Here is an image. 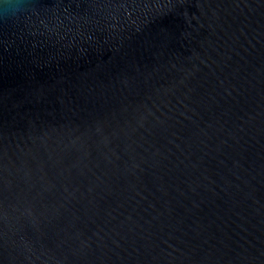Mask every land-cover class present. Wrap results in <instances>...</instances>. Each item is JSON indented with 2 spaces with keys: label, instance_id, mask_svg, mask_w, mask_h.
Here are the masks:
<instances>
[{
  "label": "water",
  "instance_id": "water-1",
  "mask_svg": "<svg viewBox=\"0 0 264 264\" xmlns=\"http://www.w3.org/2000/svg\"><path fill=\"white\" fill-rule=\"evenodd\" d=\"M26 2L0 264H264V0Z\"/></svg>",
  "mask_w": 264,
  "mask_h": 264
},
{
  "label": "clouds",
  "instance_id": "clouds-1",
  "mask_svg": "<svg viewBox=\"0 0 264 264\" xmlns=\"http://www.w3.org/2000/svg\"><path fill=\"white\" fill-rule=\"evenodd\" d=\"M27 7L26 0H0V19H13Z\"/></svg>",
  "mask_w": 264,
  "mask_h": 264
}]
</instances>
